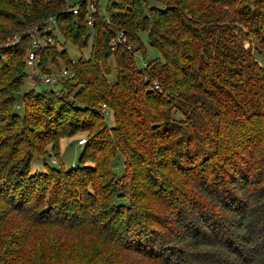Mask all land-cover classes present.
Listing matches in <instances>:
<instances>
[{"label":"trees","instance_id":"1","mask_svg":"<svg viewBox=\"0 0 264 264\" xmlns=\"http://www.w3.org/2000/svg\"><path fill=\"white\" fill-rule=\"evenodd\" d=\"M90 1L0 0V44L18 39L0 49V264H264V0H108L107 18ZM49 18L79 49L92 38L88 58L58 56L77 104L23 98L46 93L56 128L21 117L14 97L28 29ZM142 32L160 56L137 67ZM79 132L74 167L30 172Z\"/></svg>","mask_w":264,"mask_h":264},{"label":"rangeland","instance_id":"2","mask_svg":"<svg viewBox=\"0 0 264 264\" xmlns=\"http://www.w3.org/2000/svg\"><path fill=\"white\" fill-rule=\"evenodd\" d=\"M80 0H68V4H74L77 3ZM121 1V0H117ZM91 2V1H90ZM88 2V4L90 3ZM96 11H99L100 15L107 18L108 17V11H107V2L108 0H92V4L95 3ZM91 4V3H90ZM89 4V5H90ZM89 9V8H88ZM2 11V10H0ZM47 28H50L53 36H48V33H46V30H44V27L39 28L37 26H34L32 28L28 29V33H30V39L26 41L24 47V54H23V61L26 63V57L31 50L33 46L34 40L37 41V43H40L42 47L46 50H48L47 57L49 60L47 63L43 64L41 67H38L37 70H33L30 66L26 65L25 72L26 77H24L22 88L14 93L15 97V105H16V111L18 114L23 117L24 113H34V116L40 119L41 121L45 120V126L48 128H56L58 127L55 125L56 117L53 118V112L52 111H46L44 107L43 109V103L47 100L49 96L46 95L49 94L50 90L56 92L57 99L54 103H60V105L65 106L64 104L69 103L70 105L77 104V101L74 98V86L71 85V82H66L63 86L61 83H58L56 85H46L43 83L39 78L42 74L47 73L48 71H57V69H64L66 67L63 60L59 59L58 56L63 53L65 57H69L73 60H79L80 58L86 59L89 57L91 52V45H92V38L88 40L87 46H85L82 49H79L78 46L71 44V42L66 41L61 33L59 32L58 28H53L51 23L47 25ZM141 40L144 45L145 52L144 54L142 52H136L134 55V60L137 65V67L144 66L145 63L148 61H151L154 58L159 57V53L156 49L152 48L148 43L147 33L142 32L140 33ZM18 43L17 38H7L3 44H0V49L5 48L7 51H14L17 46H15ZM6 57V54L5 56ZM264 64V59H263ZM108 66L110 68L108 79L113 80L115 78V58L114 56H111L108 60ZM1 88V87H0ZM42 90H47L46 93H40L41 98L43 100H39L35 97H31V94L28 95L27 104L24 103V96L27 93H31L32 91L40 92ZM6 99L4 94H0V129L1 125L5 124H11L10 120H2L3 118V112L2 110V103ZM25 104L27 106H25ZM58 104H54V107L56 108ZM77 108V107H76ZM62 112H65L66 114H71L70 110L63 107ZM68 117V115H66ZM105 121L108 126L113 125V119L111 116L110 111H107L104 115ZM23 120V118H22ZM29 124V122H26L24 125ZM39 127V126H37ZM89 133L85 132H79L76 133L73 136H64L61 137L58 141L59 146V153L58 156L56 154V150L53 148V145L48 144L44 147L43 151L38 154V156H35L30 164V172H45L47 170L46 166L49 167H62L64 169H69L71 167H74L77 164L78 157L81 153L82 146L79 145L78 141L80 139L86 140L87 137H89ZM85 143V142H84ZM113 172L117 177H121L124 173V164L123 159L121 157H117L115 160H113ZM256 180L263 181L264 178V168L261 167L259 170H257L255 174ZM120 233V232H119ZM99 242V240H98ZM91 244L94 246H97V242L91 241ZM114 246L113 244H110ZM98 247V246H97ZM119 250V249H117ZM111 256V255H110ZM113 256V255H112ZM120 257V256H119ZM131 264V263H130Z\"/></svg>","mask_w":264,"mask_h":264},{"label":"built area","instance_id":"3","mask_svg":"<svg viewBox=\"0 0 264 264\" xmlns=\"http://www.w3.org/2000/svg\"><path fill=\"white\" fill-rule=\"evenodd\" d=\"M90 3H89L90 5L88 4L89 10H94V4H92V2ZM77 9H78L77 7H74L72 9V12L76 13ZM48 21L51 23V25L55 24V20L53 18H49ZM46 29L47 27L45 26L44 30ZM40 47H42V45L40 43H37V41L34 40L32 49L29 51L26 57V64L30 66L33 70H37L36 64L38 62V58L36 55V50ZM73 76H74V71L71 69H62V70H57V71L50 70L47 73L42 74L39 79L46 85H56L59 82H61L63 79L72 78ZM153 84L156 88H158L157 82H153ZM84 142H85L84 139H80L78 141L79 145L84 144Z\"/></svg>","mask_w":264,"mask_h":264}]
</instances>
